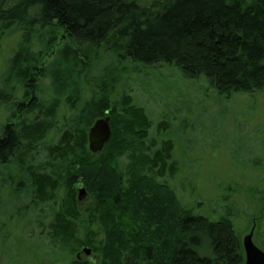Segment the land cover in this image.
Segmentation results:
<instances>
[{
    "label": "trees",
    "instance_id": "trees-1",
    "mask_svg": "<svg viewBox=\"0 0 264 264\" xmlns=\"http://www.w3.org/2000/svg\"><path fill=\"white\" fill-rule=\"evenodd\" d=\"M7 38L0 193L15 185L32 207L50 209L49 245L35 252L88 264L74 254L90 243L99 264H243L230 205L211 218L183 204L177 190L191 176L164 135L172 130L162 120L163 137L150 136L121 66L168 65L226 97L264 93V0H0V44ZM102 49L112 62L100 60ZM105 113L111 136L94 154L87 132ZM76 184L91 195L85 211ZM11 211L0 205V237Z\"/></svg>",
    "mask_w": 264,
    "mask_h": 264
},
{
    "label": "rangeland",
    "instance_id": "rangeland-1",
    "mask_svg": "<svg viewBox=\"0 0 264 264\" xmlns=\"http://www.w3.org/2000/svg\"><path fill=\"white\" fill-rule=\"evenodd\" d=\"M62 39H65L64 35ZM62 39L59 38L42 57L41 67L53 60ZM3 41L0 65L13 45L10 38ZM99 58L102 62H112L110 56L104 55V49L100 50ZM121 67L126 75L123 87L152 120L150 136L163 137V131L157 130L162 120L165 121L163 128L167 126L172 130L164 135L176 141L173 155L186 162L182 174L191 176L188 177L190 188L183 193L177 190L183 204L191 207L193 212H202L211 218L220 216L224 207L230 205L240 240L254 225L253 240L262 248L264 93H238L226 97L216 94L203 78L187 79L178 69L168 65L142 66L126 61ZM167 127L163 130H168ZM75 186L77 194L83 187ZM14 190L15 185L0 193V205L8 201L13 210L2 213V219L11 222L0 237V264H68L63 261V254L56 258L34 251L38 249L35 243L45 246L49 242L47 220L50 209L47 206L32 207ZM91 200L87 192L79 202L81 211H85ZM84 247L90 248L91 252H82ZM54 251L59 252V249ZM74 256L88 264H99L101 258L90 243L78 249Z\"/></svg>",
    "mask_w": 264,
    "mask_h": 264
},
{
    "label": "water",
    "instance_id": "water-1",
    "mask_svg": "<svg viewBox=\"0 0 264 264\" xmlns=\"http://www.w3.org/2000/svg\"><path fill=\"white\" fill-rule=\"evenodd\" d=\"M111 136L110 116L105 113L104 116L96 119L89 127L87 132L88 149L94 154H100L104 145ZM87 195L84 188H80L77 193V200L82 201ZM253 227L242 236L241 245L243 248V264H264V250L258 247L253 240ZM82 252L86 254L91 252L90 248L84 247Z\"/></svg>",
    "mask_w": 264,
    "mask_h": 264
}]
</instances>
